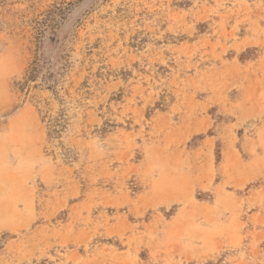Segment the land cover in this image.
<instances>
[{"label":"rangeland","instance_id":"1","mask_svg":"<svg viewBox=\"0 0 264 264\" xmlns=\"http://www.w3.org/2000/svg\"><path fill=\"white\" fill-rule=\"evenodd\" d=\"M264 264V0H0V264Z\"/></svg>","mask_w":264,"mask_h":264},{"label":"trees","instance_id":"2","mask_svg":"<svg viewBox=\"0 0 264 264\" xmlns=\"http://www.w3.org/2000/svg\"><path fill=\"white\" fill-rule=\"evenodd\" d=\"M36 264H53V263L48 261V260H43V261L36 263Z\"/></svg>","mask_w":264,"mask_h":264}]
</instances>
